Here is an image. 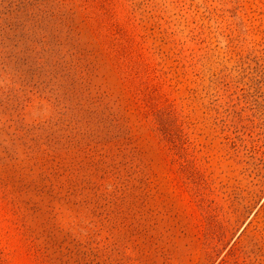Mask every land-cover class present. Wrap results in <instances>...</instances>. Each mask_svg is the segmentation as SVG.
I'll use <instances>...</instances> for the list:
<instances>
[{
	"label": "rangeland",
	"instance_id": "374dc122",
	"mask_svg": "<svg viewBox=\"0 0 264 264\" xmlns=\"http://www.w3.org/2000/svg\"><path fill=\"white\" fill-rule=\"evenodd\" d=\"M0 264H264V0H0Z\"/></svg>",
	"mask_w": 264,
	"mask_h": 264
}]
</instances>
